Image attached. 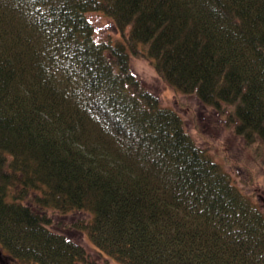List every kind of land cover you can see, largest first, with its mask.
Wrapping results in <instances>:
<instances>
[{
    "label": "trees",
    "instance_id": "obj_1",
    "mask_svg": "<svg viewBox=\"0 0 264 264\" xmlns=\"http://www.w3.org/2000/svg\"><path fill=\"white\" fill-rule=\"evenodd\" d=\"M95 10L118 37L96 36ZM132 54L264 165V0H0V246L17 264H99L69 228L104 264H264V212Z\"/></svg>",
    "mask_w": 264,
    "mask_h": 264
},
{
    "label": "rangeland",
    "instance_id": "obj_2",
    "mask_svg": "<svg viewBox=\"0 0 264 264\" xmlns=\"http://www.w3.org/2000/svg\"><path fill=\"white\" fill-rule=\"evenodd\" d=\"M88 17L93 22L99 39L119 36L112 18L105 12L90 11ZM131 67L145 85L159 96L163 105L181 114L186 129L198 145L209 152L212 158L222 163L235 183L264 212V165L260 156L257 155L255 146L246 144L243 137L235 133L233 127L226 123L225 116L204 104L195 93H185L170 87L145 56L132 54ZM57 219L69 222L70 216L57 217ZM65 231L79 241L99 264H104V258L96 252L89 236L69 228ZM0 248L5 252L3 247L0 246ZM108 261L109 264H124L113 258ZM13 264H17L16 261Z\"/></svg>",
    "mask_w": 264,
    "mask_h": 264
},
{
    "label": "flooded vegetation",
    "instance_id": "obj_3",
    "mask_svg": "<svg viewBox=\"0 0 264 264\" xmlns=\"http://www.w3.org/2000/svg\"><path fill=\"white\" fill-rule=\"evenodd\" d=\"M14 261H15L14 258L11 256H3L2 258H0V264H13Z\"/></svg>",
    "mask_w": 264,
    "mask_h": 264
},
{
    "label": "water",
    "instance_id": "obj_4",
    "mask_svg": "<svg viewBox=\"0 0 264 264\" xmlns=\"http://www.w3.org/2000/svg\"><path fill=\"white\" fill-rule=\"evenodd\" d=\"M3 256H9V255L5 254V253L3 252V250L0 248V258H2Z\"/></svg>",
    "mask_w": 264,
    "mask_h": 264
}]
</instances>
